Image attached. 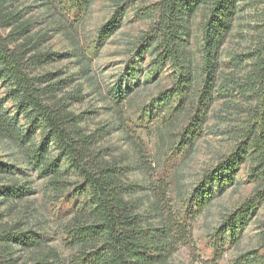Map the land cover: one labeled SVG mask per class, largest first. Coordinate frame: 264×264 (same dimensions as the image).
<instances>
[{
    "label": "trees",
    "instance_id": "obj_1",
    "mask_svg": "<svg viewBox=\"0 0 264 264\" xmlns=\"http://www.w3.org/2000/svg\"><path fill=\"white\" fill-rule=\"evenodd\" d=\"M137 1L112 0V4L119 10L127 7L138 11L150 21V33L142 41L153 57V65L168 61L181 75L188 69L182 80L186 83L193 81L191 68L198 64L192 53L191 24L199 11L204 12L194 43L201 77L193 118L196 130H200L218 90L231 85L245 103L244 117L226 131L234 138L231 153L224 165L203 176L204 183L212 180L221 184L223 174L232 180L233 166L245 163L249 177L256 181L255 193L224 220L219 233L213 234V246L219 241L223 246L224 235L234 239L237 222L247 221L258 202L264 210V13L251 49L229 56L234 68L243 70L235 83L222 75V47L248 0H159L152 7L135 9ZM90 2L50 0L47 8H59L64 23L66 7L82 12ZM26 14L25 8L12 6L11 0H0V84L13 104L11 109L5 108L0 100V140L9 144L17 163L0 161V176L11 179L0 184V203L11 206L31 193L25 186L27 181L18 184L12 177L15 165L25 166L19 173L23 180L29 176L28 169L43 179L48 202L57 206L60 200H74L73 214L62 226L63 244L70 254L62 260L56 248L43 247L39 233L23 229L25 223L19 221L2 222L0 214V264H175L172 256L178 246L191 240L187 227L176 214L159 211L157 202L152 205V216L139 210L142 196L137 197L133 185L127 183L123 166L104 159L94 149L93 136L81 126V115L69 109L68 97L62 92L71 79L60 78L61 71L34 73L37 67L51 62L56 53L40 50L47 34L32 32L34 19ZM108 27L98 30V37L105 35ZM66 34L76 50L72 33ZM74 56L80 58L77 53ZM79 60L83 61L82 57ZM131 195L136 198L131 200ZM260 248L263 254L259 258L247 252L234 263L264 264V229ZM22 251H31L23 261Z\"/></svg>",
    "mask_w": 264,
    "mask_h": 264
},
{
    "label": "rangeland",
    "instance_id": "obj_2",
    "mask_svg": "<svg viewBox=\"0 0 264 264\" xmlns=\"http://www.w3.org/2000/svg\"><path fill=\"white\" fill-rule=\"evenodd\" d=\"M49 1L11 0L12 6H22L26 16L34 19L32 32H46L40 50L56 53L51 62L37 67L34 73L61 71L60 78L71 79L62 92L68 97L69 109L81 115V126L93 136L94 149L104 159L123 166L127 183L133 185L137 197L142 196L139 210L152 216V205L157 202L159 211L176 214L187 227L191 240L178 246L173 262L235 264L247 252L259 258L264 229V210L259 202L247 221L237 222L234 239L226 233L225 244L221 246L219 241L213 246V234L219 233L224 220L255 193L256 181L249 177L245 163L231 164L232 180L226 173L221 184L203 180L207 171L224 165L231 153L234 138L226 131L244 117L245 105L238 90L229 85L214 93L215 101L203 116L200 130L193 125L201 88L200 60L194 43L204 12L199 11L191 24L192 53L198 64L191 68L193 81L186 83L182 80L188 69L181 75L168 61L153 65V57L142 41L150 33V21L138 11L127 7L119 10L112 0H91L86 11L66 7L63 23L59 8H53L55 13L52 8L48 10ZM158 1L138 0L135 9L152 7ZM246 3L222 47V75L235 83L243 70L235 69L229 56L251 49L264 13V0ZM104 25L108 30L98 37ZM66 32L72 33L76 50ZM0 100L5 108L13 107L1 84ZM13 158L9 144L0 140V161L15 164ZM14 167L12 177L18 184L27 181L25 186L31 193L11 206L0 203L1 221L25 223L23 229L39 233L43 247L56 248L65 260L70 249L63 244L62 226L73 214L74 200H60L55 206L46 198L42 178L28 169L29 176L23 180L19 173L25 166ZM10 180L9 176H0V184ZM136 196L129 198L134 200ZM30 254L22 251V261Z\"/></svg>",
    "mask_w": 264,
    "mask_h": 264
}]
</instances>
